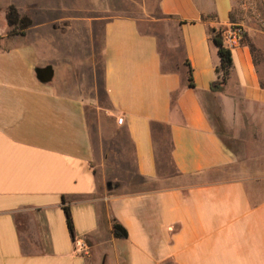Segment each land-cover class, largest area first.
<instances>
[{"label": "crops", "instance_id": "crops-1", "mask_svg": "<svg viewBox=\"0 0 264 264\" xmlns=\"http://www.w3.org/2000/svg\"><path fill=\"white\" fill-rule=\"evenodd\" d=\"M232 7L159 0L158 20L176 34L165 61L158 35L136 18L90 15L87 5L57 11L52 23H66L64 32L32 21L2 35L10 43L0 45V264H264V154L252 148L264 146V87L247 45L231 49L223 89L210 90L219 56L208 27L227 30ZM98 30L106 113L128 137L140 190H105L89 99L73 79ZM45 66L53 76L40 81L35 69ZM114 221L127 237L113 235Z\"/></svg>", "mask_w": 264, "mask_h": 264}, {"label": "rangeland", "instance_id": "rangeland-1", "mask_svg": "<svg viewBox=\"0 0 264 264\" xmlns=\"http://www.w3.org/2000/svg\"><path fill=\"white\" fill-rule=\"evenodd\" d=\"M159 0H0V45L5 46L10 43L8 39H2V35L9 33L11 27L6 23L5 12L9 5H14L21 16L30 18L31 23L45 24V32H52V26L65 31L66 23H52V18L58 17L66 8L72 11L80 10L86 5L90 15L104 14L107 16H131L137 19L142 31L154 32L158 35V46L165 61L170 52V36L175 38L173 29L168 28V24L161 19L158 9ZM232 18L234 24L239 25L244 33V44H253L256 51L253 57L260 67L264 85V0H232ZM64 37L59 42L63 43ZM49 44V45H48ZM45 54V48L52 46V38L44 35L38 45ZM65 46V45H64ZM92 55L87 66L83 65L78 77H74L77 89L89 99L87 117L89 122L90 137L94 145L96 157L101 164L97 167L99 174L103 173L106 182H111L112 188L119 191H134L146 188L140 180L135 177L132 147L128 137L122 128H115L113 120L116 118L108 116L106 109L105 94L101 87V62H100V35L99 30L90 45ZM40 51V52H41ZM94 60V62L92 61ZM93 65V66H92ZM165 66V64H164ZM212 114L217 110L211 109ZM217 126L223 131L222 125L216 120ZM226 143L232 147L234 144L222 133ZM164 162L167 172L170 171V164L167 158L168 144L162 141ZM160 144V146H161ZM250 145H248L249 147ZM255 153L264 154V146L255 144L252 146ZM252 148L249 147L251 150ZM165 168V167H164ZM106 186V185H105ZM107 190V187H105Z\"/></svg>", "mask_w": 264, "mask_h": 264}, {"label": "trees", "instance_id": "trees-1", "mask_svg": "<svg viewBox=\"0 0 264 264\" xmlns=\"http://www.w3.org/2000/svg\"><path fill=\"white\" fill-rule=\"evenodd\" d=\"M5 19L6 23L9 27H11V30L8 34H16V33H24L25 29H27L31 25V20L27 16H21L19 15L16 7L14 5H9L6 12H5ZM202 20H206L204 16H202ZM232 22H234L231 19ZM208 36L210 42L216 47L217 54L219 56V65L216 67V73L217 78L210 83V90L212 92H220L223 89V85L226 82L227 77L229 76L230 69L232 66V56H231V49L225 45L224 39H223V29L220 27L215 26H209L208 27ZM244 33L242 35V38L240 40V44L243 45V38ZM248 46L252 57L253 53L256 51V48L253 44H245ZM254 59V57H253ZM254 62L255 59H254ZM188 65V85L193 86L192 83V77H191V69ZM264 87V85L262 84ZM64 212L66 216V222L69 229V232L71 236H74V229L72 224V219L70 215L69 208L67 206H64ZM112 232L115 237L118 238H125L127 237V230L126 228L121 225L120 223L114 221L112 224Z\"/></svg>", "mask_w": 264, "mask_h": 264}, {"label": "built area", "instance_id": "built-area-1", "mask_svg": "<svg viewBox=\"0 0 264 264\" xmlns=\"http://www.w3.org/2000/svg\"><path fill=\"white\" fill-rule=\"evenodd\" d=\"M243 35L242 28L237 24H231L227 30H223V39L225 45L230 49L240 45V40ZM117 123H122V118L117 119Z\"/></svg>", "mask_w": 264, "mask_h": 264}, {"label": "water", "instance_id": "water-1", "mask_svg": "<svg viewBox=\"0 0 264 264\" xmlns=\"http://www.w3.org/2000/svg\"><path fill=\"white\" fill-rule=\"evenodd\" d=\"M35 73H36L37 78L40 81H48L53 76V70H52L51 66L36 68ZM106 187H107V189H111V187H112L111 182H107Z\"/></svg>", "mask_w": 264, "mask_h": 264}]
</instances>
